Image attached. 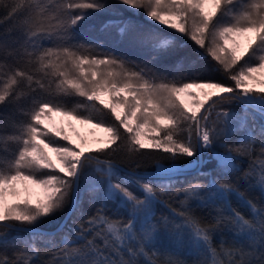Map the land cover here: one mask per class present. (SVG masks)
<instances>
[{"label": "snow or ice", "instance_id": "1", "mask_svg": "<svg viewBox=\"0 0 264 264\" xmlns=\"http://www.w3.org/2000/svg\"><path fill=\"white\" fill-rule=\"evenodd\" d=\"M117 3L155 27L110 20L101 32L152 59L187 37L202 50L189 69L210 58L223 78L168 79L100 41L71 43L106 0H0V264H189L181 252L191 264H264V0ZM53 114L102 129L103 146L74 145ZM150 152L163 154L151 177L116 162ZM189 164L197 174L181 184Z\"/></svg>", "mask_w": 264, "mask_h": 264}, {"label": "trees", "instance_id": "2", "mask_svg": "<svg viewBox=\"0 0 264 264\" xmlns=\"http://www.w3.org/2000/svg\"><path fill=\"white\" fill-rule=\"evenodd\" d=\"M108 4V8L104 12H91L89 11V18L85 21H82L76 28V35L71 43H82V44H91L94 41H100L103 43L104 47L116 52L118 55L126 56L129 60L135 61L141 67H146L150 69L151 72L157 76H166L168 79L172 78H181L187 77L193 74L200 75L202 77H210L216 80H221L223 78V74L214 70L213 65L215 64L214 61H211L210 58L205 60H198L195 69H189L187 61L190 59H196V52L199 51L202 53V50L197 49L191 41L187 39V37H183L180 35H176V39L178 42L183 44V47H177L174 51L170 54L157 57L156 59H152V55L146 52H137L133 51L132 49L127 48L125 45L120 43L117 33L114 28H110L106 32H101L100 29L103 24L107 23L108 21H116L119 22L121 20L130 21L135 25H140L144 29H149L155 27L152 22L148 21L144 17V12L141 10L139 12L133 13L129 11L126 6L120 5L117 3V0H106ZM157 31H164L162 28H157ZM2 31V29H0ZM167 34V33H166ZM179 61H185L184 67L177 71V63ZM225 83H230L229 81H224ZM82 98L73 97L67 98L66 102L69 106L76 103L78 100ZM233 110L239 111V108L233 107ZM57 114H53L56 116ZM98 119H103L108 123H113V118L107 114L106 112L103 114L97 115ZM123 131V130H121ZM63 143V141H61ZM104 155V154H102ZM163 154L161 153H149L145 156H136L133 159L128 158L125 154H121L119 157L116 158V162L123 168L128 170L134 169L136 167V163L140 164V168L136 169L138 172H142L145 174L146 177H151L153 174L156 164V157H161ZM209 153L204 154V160L202 162V166L211 170V168L215 165L214 160L209 159ZM111 159L112 157H108ZM195 159V158H192ZM162 163L168 164L167 160H161ZM182 161V163H186ZM246 164V161H245ZM189 175L187 177H180L179 180L181 184L185 181V179H192L197 173L189 170ZM245 190V186L241 185V191ZM247 195L252 198H256L259 196L258 192L249 191ZM166 199V197H164ZM233 206L238 207L241 212L245 215L248 214V211L245 207L239 206L236 200L233 198ZM175 206V205H174ZM88 205L85 204V208ZM112 205H109V214H113L111 209ZM163 212L165 215L167 214V209H159L156 213L157 218ZM198 214L204 215L205 213L199 212ZM66 215L65 212L57 213L55 217L46 218L39 227L46 229V230H54L55 227L63 222V218ZM43 248L44 245H41ZM13 251L12 248L8 249V252L11 253ZM48 257L42 255L37 260L36 264H39V261L47 259ZM180 258L185 259L191 264V262L196 259L193 255L185 256L182 252L180 254Z\"/></svg>", "mask_w": 264, "mask_h": 264}, {"label": "rangeland", "instance_id": "3", "mask_svg": "<svg viewBox=\"0 0 264 264\" xmlns=\"http://www.w3.org/2000/svg\"><path fill=\"white\" fill-rule=\"evenodd\" d=\"M105 101H107L108 97L107 95H104L101 97ZM53 121L56 123V125H59L61 121H64V126L66 129L67 134L70 136L72 142L74 145L80 146L81 145V138L86 139L89 143L87 145H84V150L88 151L89 148L93 147H102V144H96L94 141L96 139L104 140L107 138V133L104 132L102 129L94 128L92 125L89 124H81L76 120L71 121L72 125L74 126V130L72 128L67 127V118L60 117L59 115L53 116ZM79 133V135H77ZM193 166L188 165V168L185 169V171L192 170ZM155 173V171L153 172ZM33 191L36 194H40L41 190L38 188H35L33 186ZM9 201L12 202L13 198L9 197ZM33 202H35V196H33Z\"/></svg>", "mask_w": 264, "mask_h": 264}, {"label": "water", "instance_id": "4", "mask_svg": "<svg viewBox=\"0 0 264 264\" xmlns=\"http://www.w3.org/2000/svg\"><path fill=\"white\" fill-rule=\"evenodd\" d=\"M154 175H155V173L151 174V176H154Z\"/></svg>", "mask_w": 264, "mask_h": 264}]
</instances>
